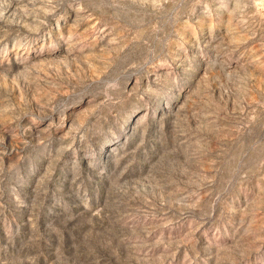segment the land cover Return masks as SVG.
Here are the masks:
<instances>
[{
  "label": "rangeland",
  "instance_id": "374dc122",
  "mask_svg": "<svg viewBox=\"0 0 264 264\" xmlns=\"http://www.w3.org/2000/svg\"><path fill=\"white\" fill-rule=\"evenodd\" d=\"M0 264H264V0H0Z\"/></svg>",
  "mask_w": 264,
  "mask_h": 264
}]
</instances>
